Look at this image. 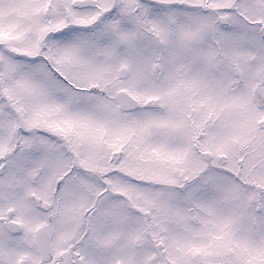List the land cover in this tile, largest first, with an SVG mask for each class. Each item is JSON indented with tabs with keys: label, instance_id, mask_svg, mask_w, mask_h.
Here are the masks:
<instances>
[{
	"label": "snow or ice",
	"instance_id": "snow-or-ice-1",
	"mask_svg": "<svg viewBox=\"0 0 264 264\" xmlns=\"http://www.w3.org/2000/svg\"><path fill=\"white\" fill-rule=\"evenodd\" d=\"M0 264H264V0H0Z\"/></svg>",
	"mask_w": 264,
	"mask_h": 264
}]
</instances>
